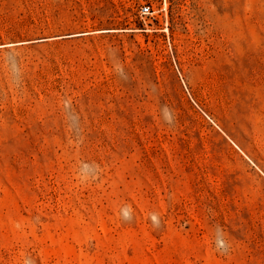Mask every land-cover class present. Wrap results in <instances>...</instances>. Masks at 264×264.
<instances>
[{
	"label": "rangeland",
	"instance_id": "374dc122",
	"mask_svg": "<svg viewBox=\"0 0 264 264\" xmlns=\"http://www.w3.org/2000/svg\"><path fill=\"white\" fill-rule=\"evenodd\" d=\"M0 264H264V0H0Z\"/></svg>",
	"mask_w": 264,
	"mask_h": 264
},
{
	"label": "built area",
	"instance_id": "2783aa9c",
	"mask_svg": "<svg viewBox=\"0 0 264 264\" xmlns=\"http://www.w3.org/2000/svg\"><path fill=\"white\" fill-rule=\"evenodd\" d=\"M148 10H149V7H142V12H148Z\"/></svg>",
	"mask_w": 264,
	"mask_h": 264
}]
</instances>
